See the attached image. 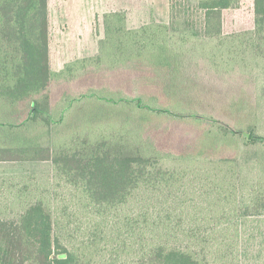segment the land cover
Instances as JSON below:
<instances>
[{"label":"trees","instance_id":"1","mask_svg":"<svg viewBox=\"0 0 264 264\" xmlns=\"http://www.w3.org/2000/svg\"><path fill=\"white\" fill-rule=\"evenodd\" d=\"M250 5L242 35L260 55L264 0ZM241 7L197 0L205 42L179 49L156 18L129 28L126 10L108 11L98 52L56 70L50 0H0V161L50 165L0 175V264H235L256 243L264 264V157L251 188L235 166L242 146L264 147L261 97L242 95L258 86L249 74L227 98L204 82L225 11ZM90 103L105 112H72Z\"/></svg>","mask_w":264,"mask_h":264},{"label":"rangeland","instance_id":"2","mask_svg":"<svg viewBox=\"0 0 264 264\" xmlns=\"http://www.w3.org/2000/svg\"><path fill=\"white\" fill-rule=\"evenodd\" d=\"M252 1L242 0V7L240 9L225 11L224 29L226 32L234 33L244 29L251 30L254 28L252 7L250 5ZM171 2L174 5L172 11L170 10ZM196 2L197 0H50L51 56L53 67L55 69L62 68L66 62L69 63L79 57L82 58L87 55H95L98 52V41L101 38H99V35H102L104 12H108L113 7L121 8L128 12L129 23L132 27L148 23L152 14L157 18L164 17V19H168L172 15V12L174 16V19L171 21L173 24L172 27L180 30L178 34H183L181 32L185 31L188 35L192 29L199 30L201 23H203L201 13L193 9ZM164 14L166 15L164 16ZM239 34L230 35L232 36L230 39L244 44L242 52L244 57L241 63V57L234 53V60L235 63H241L242 66L249 67L261 79L256 83L259 93L253 94V97L250 99V101H253L257 105L258 95L261 97V88L264 83V47H261L260 55H258L260 49L254 54L250 51L251 48L249 45V39L252 36H238ZM231 43L229 42L228 44ZM229 59L233 60L232 57ZM78 78L80 77L78 76ZM206 79L207 83H211L209 77ZM249 88L250 90H254V84L249 86ZM260 99L261 112L257 113H260L261 117L257 121L258 125L255 131L258 134H261V132L264 134V99ZM174 103L173 106L181 108L182 110H184L183 106L188 105L187 107H192V102L185 104V101L179 100ZM95 107L96 105L90 103V106L87 104V107L72 112H105L103 107ZM234 113L235 116H230L229 112H220L222 119L225 121L237 127L240 125L239 121L242 120L247 123L244 125L246 127L250 118L242 115L249 112ZM239 142L242 146L243 141L239 140ZM241 148L243 150L239 159L236 160V171L239 170L241 164L243 166L244 176H240L242 178L246 176L249 179L247 183L250 185L247 187L251 188L252 185L256 186L259 183H257V179L260 180L258 176H261V161L258 162L257 157L259 156L263 160L264 147H261V143H259L257 146L249 144ZM49 168L50 165L48 163H0V174L9 175L27 171L40 172L48 170ZM262 169V173H264V167ZM259 247L258 243L251 246V251L247 252L244 257L240 255L239 259L235 261V264H261L263 258L261 259V254L258 253Z\"/></svg>","mask_w":264,"mask_h":264},{"label":"crops","instance_id":"3","mask_svg":"<svg viewBox=\"0 0 264 264\" xmlns=\"http://www.w3.org/2000/svg\"><path fill=\"white\" fill-rule=\"evenodd\" d=\"M117 10H124V9L113 7L109 11H117ZM170 10H171V6H170ZM106 12L107 11H105L104 14ZM127 14H128V12H127ZM171 14L172 15L168 19H164V17L163 18H157L154 14H152L150 16V19H151V17H154V18H156L157 21H159L161 23H165V24L169 25L170 27H172L173 24L171 23V21H172V19H174V16H173L172 12H171ZM165 15L166 14H164V16ZM127 18H128V26H129V28H136V26L135 27L130 26L129 14L127 15ZM224 20H225V18H224ZM171 30H173L174 37L176 39V40H174V42L177 43L176 47H175L177 49H179L181 47V43H183V41L185 40L184 37H189L190 38V44L187 46L188 48H196L194 46V44H197L198 47H199L200 42H205L201 38L198 39V37H196V35H195V33H197L198 31H201V29H199V30L192 29L190 34H188V35L186 34L185 31L181 32L183 34H178V33H180V30H178L175 27H172ZM224 31H225V29H224ZM245 31H249V30L248 29L247 30L244 29V30H241V31H238V32H234V33H230L229 32L230 34L225 31V33L227 34L226 38H223V39H220V40H212L210 42V46L211 47H216V49H221V51H217V53H216L218 61H216L215 64H216L217 68H215V66L211 65V73L205 75V76L209 77V79L211 80V83H207L206 82L205 84L213 85V88H215V91L218 94H223L224 93L227 98L230 97L231 95L237 93L239 91L238 87L242 86V84H246L245 83L246 82L245 78H248L249 74L256 81V83H257L258 80H261V79H259L256 76L255 72L252 71L249 67L241 65L242 59L244 57V54H240L239 55V57H241V60H240L241 63L240 64L235 63V60H234V56L233 55H234L235 51L232 52V48H231L232 46L231 45H232V43L235 44V45H238L241 42L233 40V39L231 40L228 37H232L230 35H235V34H239V33L240 34L238 36H241L242 32H245ZM103 36H104V28L102 30V35L100 34L99 38L100 37L102 38ZM100 39H99V41H100ZM99 41H98V50H99ZM229 42H232V43L228 44ZM222 50L225 53L222 52ZM87 56H92V55H87ZM87 56H85V57H87ZM230 57H232L233 60H230L229 59ZM193 58H194L193 61H190L191 64L193 63L192 66H194L196 64H198V65H201V64L202 65H206L207 64L206 60H203L204 62L201 60V57H197L196 59H195V57H193ZM65 64L62 66V68L65 66ZM208 66H209V63H208ZM62 68H58L56 70H61ZM235 69H236V71H235ZM231 71H235V72H231ZM200 73H201L200 76L204 75L202 70L200 71ZM192 76L195 77L196 74H193ZM235 79H238V81H236ZM205 81H207L206 78L204 79V82ZM262 85L263 86L261 88V94H262L261 98L264 99V83ZM242 93H243L242 94L243 96L246 95V96L249 97V95H251L253 97V94L254 95L256 93L258 94L259 91H258V89H255V87H254V90L251 91L249 86H247V87H245L244 90H242ZM258 98H259V95H258ZM0 163H4V164H9V163L12 164V163H14V164H18L19 162L0 161ZM41 163H47V162H41Z\"/></svg>","mask_w":264,"mask_h":264}]
</instances>
